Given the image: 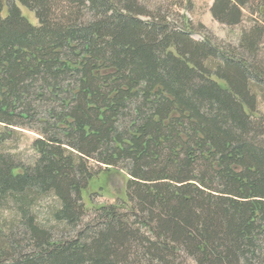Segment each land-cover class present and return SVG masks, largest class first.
<instances>
[{"label":"trees","instance_id":"obj_1","mask_svg":"<svg viewBox=\"0 0 264 264\" xmlns=\"http://www.w3.org/2000/svg\"><path fill=\"white\" fill-rule=\"evenodd\" d=\"M144 1L0 0V264H264V0L213 2L237 44Z\"/></svg>","mask_w":264,"mask_h":264},{"label":"rangeland","instance_id":"obj_2","mask_svg":"<svg viewBox=\"0 0 264 264\" xmlns=\"http://www.w3.org/2000/svg\"><path fill=\"white\" fill-rule=\"evenodd\" d=\"M4 1V0H2ZM215 0H145L148 11L152 13H160L165 15L169 22L177 21L180 19H187L194 27L203 26L207 32L212 35L216 40L225 41L226 43L237 44L241 33L244 29L251 27L249 21L239 26L228 27L216 22L210 12V9ZM21 8L23 15L34 25H37L36 17L28 10ZM7 8L4 7L3 17L7 15ZM248 16V13H245ZM193 39L200 41L201 36L197 33L193 35ZM260 52L262 62L264 64V37L260 44ZM260 111L264 113V103H260ZM38 137L37 134L24 131L21 135L14 136L9 144L8 151L12 155H18L22 162L29 164L34 157L31 145ZM127 176L123 172L113 171L102 175L95 182L91 183L86 192V206H102L121 203L119 199H126ZM54 204V200L50 197L46 198L41 204H37V215L41 221H46L47 213L50 206ZM92 212L88 213V221L93 215ZM1 219L12 221L14 212L11 210H0Z\"/></svg>","mask_w":264,"mask_h":264}]
</instances>
